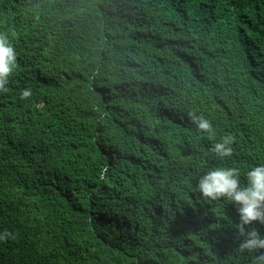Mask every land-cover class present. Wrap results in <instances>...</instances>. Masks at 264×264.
Listing matches in <instances>:
<instances>
[{
  "label": "trees",
  "instance_id": "obj_1",
  "mask_svg": "<svg viewBox=\"0 0 264 264\" xmlns=\"http://www.w3.org/2000/svg\"><path fill=\"white\" fill-rule=\"evenodd\" d=\"M10 30L0 264H253L236 206L194 188L264 164V0H0Z\"/></svg>",
  "mask_w": 264,
  "mask_h": 264
},
{
  "label": "clouds",
  "instance_id": "obj_2",
  "mask_svg": "<svg viewBox=\"0 0 264 264\" xmlns=\"http://www.w3.org/2000/svg\"><path fill=\"white\" fill-rule=\"evenodd\" d=\"M14 38V31L0 32V93L8 91L9 79L17 68V53L12 44ZM31 95V90L25 89L21 92V99H28ZM189 118L199 133L206 134L210 140L215 139L216 131L211 120L195 113H189ZM234 140L231 134H226L210 152L219 159L230 158ZM245 179L246 186L241 183L239 168L211 167L199 177L194 191L207 201L226 200L236 206L239 221L235 229L240 241L237 250L256 253L253 264H264V236L253 226L264 225V164L252 167ZM9 238L15 239V236L8 231L0 234V242Z\"/></svg>",
  "mask_w": 264,
  "mask_h": 264
}]
</instances>
